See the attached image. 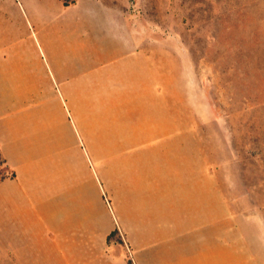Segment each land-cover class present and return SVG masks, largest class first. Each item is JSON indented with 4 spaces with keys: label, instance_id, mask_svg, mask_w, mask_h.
I'll list each match as a JSON object with an SVG mask.
<instances>
[{
    "label": "rangeland",
    "instance_id": "1",
    "mask_svg": "<svg viewBox=\"0 0 264 264\" xmlns=\"http://www.w3.org/2000/svg\"><path fill=\"white\" fill-rule=\"evenodd\" d=\"M77 1L106 6L109 17L124 22L121 32L148 54L157 99L174 104L175 169L196 183L193 196L183 188L175 193L190 198L196 212L178 221L175 264H264V0H0V57L40 59L43 75L51 47L94 60L105 47L116 53L117 34L108 25L82 23L88 12L80 3L66 7ZM109 72L100 74L112 78ZM110 95L101 103L107 114L99 118L100 139L80 144L95 155L85 153L78 172L112 216L118 207L111 200L123 197L125 181L130 187L128 167L151 176L161 142L111 155L124 142L109 139L118 120ZM116 232L111 239L123 245Z\"/></svg>",
    "mask_w": 264,
    "mask_h": 264
},
{
    "label": "crops",
    "instance_id": "2",
    "mask_svg": "<svg viewBox=\"0 0 264 264\" xmlns=\"http://www.w3.org/2000/svg\"><path fill=\"white\" fill-rule=\"evenodd\" d=\"M80 5L88 12L82 23L117 34L116 53L105 47L94 60L92 53L66 57L51 47L43 75L40 59L0 57V264H175L178 221L196 213L190 198L175 193L183 188L193 196L196 183L175 169L174 104L157 99L148 54L122 33L124 22L109 17L106 6ZM105 68L112 78L100 74ZM108 94L110 115L118 119L109 139L124 142L111 155L161 142L151 176L128 167L130 187L125 181L123 197L111 200L118 207L112 216L78 172V160L83 166L85 153L95 155L80 144L100 139ZM117 230L123 245L111 239Z\"/></svg>",
    "mask_w": 264,
    "mask_h": 264
}]
</instances>
